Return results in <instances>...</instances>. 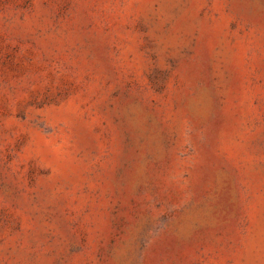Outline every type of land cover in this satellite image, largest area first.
Here are the masks:
<instances>
[{"label": "rangeland", "instance_id": "obj_1", "mask_svg": "<svg viewBox=\"0 0 264 264\" xmlns=\"http://www.w3.org/2000/svg\"><path fill=\"white\" fill-rule=\"evenodd\" d=\"M0 264H264V0H0Z\"/></svg>", "mask_w": 264, "mask_h": 264}]
</instances>
